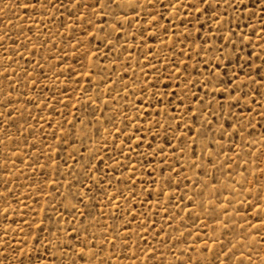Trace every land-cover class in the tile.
Masks as SVG:
<instances>
[{
	"label": "rangeland",
	"instance_id": "374dc122",
	"mask_svg": "<svg viewBox=\"0 0 264 264\" xmlns=\"http://www.w3.org/2000/svg\"><path fill=\"white\" fill-rule=\"evenodd\" d=\"M44 3L0 0V264H264V0Z\"/></svg>",
	"mask_w": 264,
	"mask_h": 264
},
{
	"label": "snow or ice",
	"instance_id": "6c2138e0",
	"mask_svg": "<svg viewBox=\"0 0 264 264\" xmlns=\"http://www.w3.org/2000/svg\"><path fill=\"white\" fill-rule=\"evenodd\" d=\"M120 2H121V0H108V5L110 6L111 4H118ZM124 2L132 3V0H124ZM149 2H151V0H149ZM39 3H41L42 6L47 7V5L44 3V0H39ZM47 3L51 4L52 0H47ZM3 196H4V193L0 192V197H3ZM233 247H235V246H233ZM225 255H227V254H225Z\"/></svg>",
	"mask_w": 264,
	"mask_h": 264
}]
</instances>
